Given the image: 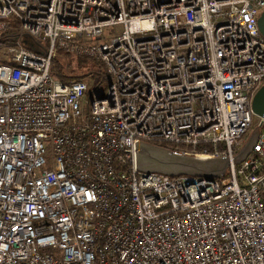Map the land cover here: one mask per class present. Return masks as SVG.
I'll return each instance as SVG.
<instances>
[{"label":"built area","instance_id":"1","mask_svg":"<svg viewBox=\"0 0 264 264\" xmlns=\"http://www.w3.org/2000/svg\"><path fill=\"white\" fill-rule=\"evenodd\" d=\"M263 11L0 0V264H264ZM59 52L105 71L61 81ZM253 117L251 152L220 178L136 168L137 142L231 160Z\"/></svg>","mask_w":264,"mask_h":264},{"label":"water","instance_id":"2","mask_svg":"<svg viewBox=\"0 0 264 264\" xmlns=\"http://www.w3.org/2000/svg\"><path fill=\"white\" fill-rule=\"evenodd\" d=\"M260 33L264 37V11L257 21ZM26 43V41H24ZM252 111L257 116H264V85L255 93ZM259 134V124L248 134L242 147L230 160L229 157H200L172 153L165 147L149 143L135 144V165L140 172H155L168 176L194 175L200 177H222L230 162L241 163L251 152Z\"/></svg>","mask_w":264,"mask_h":264},{"label":"rangeland","instance_id":"3","mask_svg":"<svg viewBox=\"0 0 264 264\" xmlns=\"http://www.w3.org/2000/svg\"><path fill=\"white\" fill-rule=\"evenodd\" d=\"M120 26L117 27H108L104 30L103 38L100 39H110ZM59 63L63 67V72L71 78H83L89 85L92 83L93 78L99 73L103 74L104 68H102L98 59L86 56V55H74L69 53L59 52L56 56ZM106 86V82H103L99 85V91H103ZM258 118L253 117V126L257 124ZM250 131L245 135L247 138Z\"/></svg>","mask_w":264,"mask_h":264},{"label":"trees","instance_id":"4","mask_svg":"<svg viewBox=\"0 0 264 264\" xmlns=\"http://www.w3.org/2000/svg\"><path fill=\"white\" fill-rule=\"evenodd\" d=\"M99 65L104 68V65L103 63L100 61V60H97ZM51 72L52 74H54L59 80L61 81H64V82H68L74 78H71V77H68V75H66L64 72H63V67L62 65L59 63V60L58 58H54L52 60V64H51ZM105 71V69H104ZM103 71V73H104ZM76 79V78H75ZM263 201H264V196H263Z\"/></svg>","mask_w":264,"mask_h":264}]
</instances>
